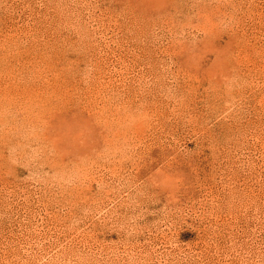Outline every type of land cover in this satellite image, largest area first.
<instances>
[{
    "label": "rangeland",
    "instance_id": "obj_1",
    "mask_svg": "<svg viewBox=\"0 0 264 264\" xmlns=\"http://www.w3.org/2000/svg\"><path fill=\"white\" fill-rule=\"evenodd\" d=\"M0 30V264H264V0H0Z\"/></svg>",
    "mask_w": 264,
    "mask_h": 264
},
{
    "label": "bare ground",
    "instance_id": "obj_2",
    "mask_svg": "<svg viewBox=\"0 0 264 264\" xmlns=\"http://www.w3.org/2000/svg\"><path fill=\"white\" fill-rule=\"evenodd\" d=\"M0 32H1V30H0ZM7 34H8V33H7ZM1 35H2V33H1ZM4 37H5V36H4ZM6 38H7V37H6ZM27 38H28V37H27ZM4 39H5V38H4ZM4 39H3V40H4ZM10 39H11V38H10ZM6 42H7V40L4 42V48H5V46H7L8 43H10L9 41H8V43H6ZM2 44H3V43H2ZM10 45H11V44H10ZM7 47H8V46H7ZM8 48H9V47H8ZM14 48H15V47H14ZM31 51H32V50H31ZM11 52H12V51H11ZM21 61H22V59H21ZM19 62H20V61H19ZM25 62H26V61H24V63H25ZM1 64H4V63H3V60L0 58V66H1ZM17 64H18V63H17ZM19 65H20V64H19ZM21 66H24V65L21 64ZM21 66H20V67H21ZM27 66H28V65H27ZM5 67H6L5 69H8V72L13 71V70H12V69H13V66L11 67V65H10V66H9V65H6ZM10 67H11V68H10ZM20 67H19V68H20ZM25 67H26V65H25ZM2 70H3V69H2ZM19 72H20V71H19ZM14 80H15V79H14ZM18 80H19V79H18ZM20 81H21V80H20ZM32 86H33V85H32ZM18 96H19V95H18ZM30 99H31V98H30ZM31 105H32V104H31Z\"/></svg>",
    "mask_w": 264,
    "mask_h": 264
}]
</instances>
